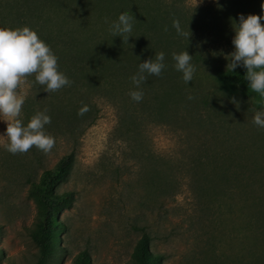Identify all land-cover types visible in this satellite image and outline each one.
I'll use <instances>...</instances> for the list:
<instances>
[{
	"label": "rangeland",
	"instance_id": "rangeland-1",
	"mask_svg": "<svg viewBox=\"0 0 264 264\" xmlns=\"http://www.w3.org/2000/svg\"><path fill=\"white\" fill-rule=\"evenodd\" d=\"M147 6L164 28L173 19L185 27L189 23V42L175 29L173 34L202 56L207 69H197L193 80L184 82L183 99L172 81L165 83L167 74L148 75L140 102L128 95L137 72L134 62L106 91H89L84 79L75 78L47 93L34 75L27 76L17 89L25 96L22 118L26 123L47 108L51 123L45 129L55 143L48 153L33 146L12 154L4 147L7 138L0 137V264L36 263L38 248L30 231L37 205L29 189L71 151L72 168L56 192H69L73 200L58 215L63 229L52 264H73L83 251L92 264H131L143 231L150 235V251L162 256L161 264H264V128L252 122L264 101L241 87L234 92L221 87L215 76L230 69L220 53L233 50L231 21L241 13L261 15V0H149ZM82 20L72 26L79 28ZM102 22L90 28L98 39L106 28ZM42 24L46 32L59 30ZM10 25L38 27L32 17ZM158 35L164 39L172 32ZM189 94L194 99L188 100ZM84 105L88 111L77 115ZM5 128L0 120V133ZM205 155L216 159L209 162ZM199 163L207 168L201 170ZM222 167L236 174L223 176ZM244 193L251 205L243 204ZM253 210L262 211L257 232L247 224Z\"/></svg>",
	"mask_w": 264,
	"mask_h": 264
},
{
	"label": "trees",
	"instance_id": "trees-1",
	"mask_svg": "<svg viewBox=\"0 0 264 264\" xmlns=\"http://www.w3.org/2000/svg\"><path fill=\"white\" fill-rule=\"evenodd\" d=\"M148 1L9 0L0 5V24L11 27L10 24L13 21L25 23L28 17L36 20L38 27L35 30L39 38L45 41L58 57V65H62L59 70L70 80L75 78L84 79L87 84L84 87L88 88L89 91L105 90L107 87L111 89L114 81L119 83L120 78L127 75L132 68L133 62L135 63L133 68L137 69L140 62L153 57L160 48L161 51L164 49L167 66L161 74L168 75L165 83L172 81L171 83L177 86H174V88L176 87V95L183 99L185 98V83L181 78V73L173 67L174 61L171 54L185 50V44L174 36V28L171 22L166 25L168 30L165 31L164 24L157 19V16L147 11ZM84 9H87V11ZM121 12H129L135 18L131 33L133 37H129L128 43H123L119 36L113 37L110 31V22L115 20ZM44 16L46 17L44 18ZM80 18H83V20L79 23V28H74L72 26L74 21L80 20ZM105 18L108 20L107 23ZM44 21L49 22L51 26H58L59 30L46 32L45 26L42 24ZM101 22L104 23L106 28L105 30L103 28V35L98 39L93 31L90 32V28L96 27L95 24H100ZM58 24L66 25V30L62 31ZM159 31L162 34L172 32V36L163 39L164 35L160 37L158 35ZM154 35L155 37H153ZM187 51L190 55H193V63L196 65V69H207L208 66L204 63L205 60L201 55L197 54V52ZM245 71L241 67L236 68L233 72L231 69H219L215 72L216 81L221 87H228L231 92H234L239 87L251 91V89H248L247 81L243 77ZM75 74H78V76ZM141 86L145 88L147 86L146 82ZM149 89L153 90V88ZM205 158L209 162L212 160L214 162L216 156L205 155ZM198 159H200V156L195 161L200 162ZM73 162L74 151H71L63 155L54 167L43 170L38 182L31 183L29 194L37 205L36 222L30 231L31 240L38 248L35 264H52L54 258L58 256L59 235L63 229L58 215L62 210L70 206L73 196L69 192L57 193L56 188L70 173ZM196 166L201 170L207 168L202 163ZM220 169L219 173L223 176L229 173L232 176L236 174V172H229L230 168L228 167ZM210 170L212 174L214 168ZM244 171L246 170L241 168L239 172L244 175ZM248 182L246 178V181L242 184L246 190ZM248 197H250L249 194L244 193L243 204L251 205L252 201L249 202ZM257 201L261 203V199ZM260 213H262L261 210H253L247 222L248 226L252 227L251 229H255L256 232L258 231L256 223L259 220L258 216H260ZM150 241V235L143 231L135 243L131 255V264H161L162 256L153 254L150 251ZM73 264L92 263L87 252L83 251L77 254Z\"/></svg>",
	"mask_w": 264,
	"mask_h": 264
},
{
	"label": "clouds",
	"instance_id": "clouds-1",
	"mask_svg": "<svg viewBox=\"0 0 264 264\" xmlns=\"http://www.w3.org/2000/svg\"><path fill=\"white\" fill-rule=\"evenodd\" d=\"M261 9V15L241 13L238 14V19L231 21L234 32L231 39L233 50L220 54L225 55L228 61L226 67L232 72L237 67L246 70L243 77L247 81L248 89L257 93L264 101V23H261L264 21V0H261ZM134 20V16L129 12L119 13L117 18L110 22L113 37L119 36L123 43H128L129 37H133L131 33ZM105 22H108L107 18ZM172 27L178 36L189 42L192 35L189 23L185 27L180 20L173 19ZM164 30H168L167 26ZM171 55L173 67L188 84L197 71L193 55L189 54L187 48ZM166 66L163 51L155 52L153 57L140 62L137 72L130 77L134 86L129 90L130 98L140 102L144 97L141 85L145 83L147 76H160ZM29 75H34L35 83L43 86L47 93L71 85V80L59 70L58 57L50 46L39 38L35 29L27 25L0 26V120L6 122V128L0 133V137L7 138L4 147L12 154L27 152L33 146L48 153L55 143V138L45 129V126L51 123L47 108L35 111L26 123L22 118L21 110L25 96L19 94L17 89ZM187 99L192 100L194 97L189 94ZM230 102L237 106L239 104L235 97L230 98ZM86 111L88 106L84 105L78 109L77 115L82 116ZM252 122L264 128V106L255 111Z\"/></svg>",
	"mask_w": 264,
	"mask_h": 264
}]
</instances>
